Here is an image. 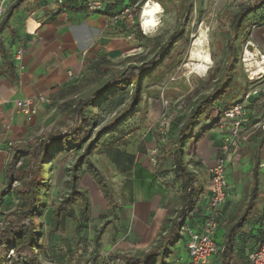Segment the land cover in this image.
I'll return each instance as SVG.
<instances>
[{
	"label": "crops",
	"instance_id": "0c3cea01",
	"mask_svg": "<svg viewBox=\"0 0 264 264\" xmlns=\"http://www.w3.org/2000/svg\"><path fill=\"white\" fill-rule=\"evenodd\" d=\"M14 1L0 0L4 14ZM52 1L27 0L13 12L6 24H0V44L5 50V57L0 54V191L6 184L5 171L14 148L27 145L40 137L48 119L62 103V95L69 93L64 92V89L78 81L85 66L99 56L107 59L124 57L134 48L130 47L126 32L120 31L121 26L110 23L112 15L133 0L105 1L102 10L96 13L86 10L85 0H60V4H52ZM262 23L264 20L258 22L256 27ZM19 49L22 50V57L18 63L13 60V53ZM259 87L262 88L261 93L248 103L252 116L241 130L239 145L241 152L248 144L249 152H245L243 160L248 164V177L252 175L255 164H258V181L260 176L264 179V83ZM38 95H45L49 103H40ZM24 99L32 100L36 109L34 115L26 117L14 106L15 101ZM140 113V110L134 112L137 115ZM142 118H145L143 112ZM210 124L211 121L202 122L194 135L198 136L207 128L206 132L196 139L193 146L185 148L188 167L198 176L207 193L201 200L208 196V170L218 156L223 135L220 127H209ZM122 128L123 133L117 146L111 147L107 141H100L93 146L89 155L90 160L92 154H95L97 162L107 163L116 176L114 192L118 206L114 211L116 220L110 221V224L123 231L120 243L117 242L113 247L109 244L103 247L101 240L98 244L93 238L90 242H84L80 238L83 233L77 234L80 237L73 240H59L54 247L41 240L44 250L39 259L42 264H96L95 257L100 256V253L106 256L104 252L110 250H116L117 254L128 259H142L157 246L164 221L172 218L174 211L179 208V187L173 181L172 162L160 152L161 145L155 140L150 127L138 125L135 135L128 133L125 127ZM232 158L234 156L226 161V171L235 166ZM77 175L79 180L85 176L91 178L84 167ZM76 187L78 189V185ZM232 187L228 183L226 200L221 207L214 234L219 251L228 227L241 217L247 201L243 199L241 202L238 186ZM7 197L3 196L0 201L1 213L6 212L5 216L1 214L3 219L0 215V223L12 212L2 208V202ZM89 202L90 216V199ZM192 216L191 225L198 230L201 215L192 213ZM89 224L90 219L83 231L90 229ZM263 235L264 201L260 210L236 235L233 264H249L247 255L258 247ZM101 247L103 252H100ZM219 253L212 256L207 264H220ZM186 259L185 248L177 243L163 262L181 264ZM161 261L159 258L154 264H161ZM103 262L113 264L115 261L106 257Z\"/></svg>",
	"mask_w": 264,
	"mask_h": 264
},
{
	"label": "trees",
	"instance_id": "16d2710c",
	"mask_svg": "<svg viewBox=\"0 0 264 264\" xmlns=\"http://www.w3.org/2000/svg\"><path fill=\"white\" fill-rule=\"evenodd\" d=\"M25 1L27 0H15L6 10L0 24H6L12 17L13 12ZM180 2L183 5V10L180 13L179 28L164 43H157L156 52L151 58L141 61L137 65H128L122 71L115 72L110 61L105 56L97 57L85 66L84 72L78 78V82H93L105 76L108 72L111 73V76L94 88L87 96L76 100H67L58 105L59 111L72 120L73 126L64 133L52 130L47 135L37 137L27 145L14 148L5 171L6 184L0 191V201L3 196H9L14 193L19 203L17 209L6 216L2 227H0V264L4 262L10 249H14L18 256L17 260L12 261L11 264H42L39 255L44 250V246L41 243L42 233L38 218L43 204V190L47 187L45 172L48 162L58 153L80 152L70 169L67 170L68 179L64 181V186L68 187V193L59 200L51 211L50 230L52 233L58 232L63 218L73 217L72 207L78 203L81 207L76 225L77 234H81L87 227L90 202L85 193L79 191L76 187V183L79 180L77 173L83 167L97 184L105 202L111 209L115 208L114 194L101 171L90 161L89 155L93 146L102 140L104 134L114 131L112 129L114 126H117L115 130L120 128V132L123 131V128L120 127L124 125L121 122L122 118L138 110L137 95L139 94L142 81H147L166 56V53L177 45V41L183 35L182 26L192 18L193 0H180ZM136 3L137 0H133L126 7H131ZM262 9L264 10V0H255L253 4L240 7L236 13L229 16L227 21L230 35L226 38L227 62L220 82L210 93L203 94L192 102L189 105L188 113L181 114L176 120L170 122L167 136L163 140L161 138V140L157 141L161 145L160 152L169 157L172 162L173 181L179 187V208L174 211L172 218L164 221L159 231L157 246L149 250L144 258L134 260L126 258L124 264H154L159 258L162 260L161 264H166L163 262L164 259L171 253V249L177 243H181L185 248V240L180 235V228L185 224L193 228L191 225L192 213L200 214L203 221V211L199 207V203L207 193L200 184L198 176L188 167L189 162L185 159V145L189 137L199 131L197 128L202 122L211 121L209 127L215 126L224 109L239 100L237 99L240 95L238 90L236 93L232 91L234 84H236L234 62L238 54L234 40L237 32L244 26L245 18L249 14ZM256 16L254 15L253 20H250V25L254 24L256 26L258 22L264 20V16L260 18ZM118 26H121V32H126L127 35L136 32L138 39L154 45V39L141 33L137 21L134 23L135 31L133 27L124 24H119ZM248 28L250 27L248 26L245 29L247 34L249 33ZM0 54L5 57V50L1 44ZM75 82L66 87L64 92H73L76 89ZM255 85L256 83L252 84L251 87ZM249 86L250 83L245 86V90L250 89ZM128 89L130 99L127 103H124V96ZM109 98L111 100L103 105V100ZM116 98L115 104H124V115L120 118H115L112 124L97 130L91 137L96 125L95 109L102 106V108H105L111 105L112 102L114 104ZM213 116H215L214 121L211 120ZM206 130L207 128L199 133L196 138H201ZM252 181L253 187L250 199L245 206L243 214L228 227L225 233L223 246L221 251H219L220 264H233L236 235L256 212L258 164H255L252 170ZM102 236L103 230L100 229L94 234V242L98 244Z\"/></svg>",
	"mask_w": 264,
	"mask_h": 264
},
{
	"label": "rangeland",
	"instance_id": "374dc122",
	"mask_svg": "<svg viewBox=\"0 0 264 264\" xmlns=\"http://www.w3.org/2000/svg\"><path fill=\"white\" fill-rule=\"evenodd\" d=\"M143 1L144 0L138 5L140 8L138 10L139 14L143 6ZM149 1L151 3L159 2L160 5V11L155 15L156 25L147 30L142 27L144 30V32H142L139 25V22L141 21L139 14L137 20L138 28L141 33L154 39V45L150 42L146 43L144 40L138 39L137 33L134 32L133 38L128 40L130 47L134 48L124 57L108 59L115 72H120L128 65H137L139 62L151 58L156 52L157 43H164L167 38L179 28L180 13L183 10V5L180 0ZM254 1L255 0H193L192 18L182 26L183 35L177 41V45L166 53V56L159 63L157 69L147 81H142L139 94L137 95L138 110H140L141 113L137 115L133 112L129 115H125L121 120L124 125L120 127H125L128 133L132 132L135 135L137 126L143 124L146 128L150 127L152 135L156 141L161 140L159 131L163 129L165 124L176 120L181 114L188 113L189 105L192 102L198 99L201 95L210 93L220 82L227 62L226 38L230 35L227 20L229 16L236 13L240 7L253 4ZM254 15H257L256 17L258 18L263 17L264 10H258L257 12L249 14L244 20V26H242L237 32L234 40L238 53L234 62V67L236 69L234 73L236 84H234L232 91H235V93L237 90L238 93L244 91L245 86L248 83H250V89L252 88V84L262 81L255 86L259 87L264 83V23L251 29L252 25L249 23L250 20H253ZM256 17H254V19H256ZM128 25L134 27V24L131 25L129 23ZM248 26L250 28H248L249 33L247 34L245 29ZM200 30L205 32V51L208 54L209 59H211V65L207 67L204 74L192 73L189 70L190 65L194 64V61H190L192 59L191 46ZM246 46L247 50L259 56H257V59H259V62H262L263 68L261 69V73L255 68V64L250 63L251 65H248L244 62V51ZM248 66L251 67L248 68ZM110 76L111 73L108 72L105 76L98 78L93 82H75L76 89L71 93L62 95V102L76 100L87 96L94 88L98 87ZM260 89L262 88L260 87ZM124 98V103H127L130 99L129 89L126 91ZM110 100L111 98L103 100V105ZM116 101L117 98L114 100V104L112 102L111 105L106 106L105 108H102V106L95 109L96 125L92 131L91 137H93V134L97 130L102 129L106 125L112 124L115 118H120L124 115V104L117 105V103L115 104ZM257 104L255 103V105ZM142 112L144 113L145 118H142ZM214 119L215 116L211 118L212 121H214ZM72 126V120L61 114L57 108L53 112V115L48 119L40 136H45L52 130L64 133ZM116 127L114 126L112 128L114 130L113 132L106 135L104 134L106 138H103L102 136L101 141H107L109 145H112L111 147L117 146L118 141L122 136L121 133H123L115 130ZM140 132H142V130H140ZM196 137V135L189 137L185 145L186 149L193 146L197 139ZM248 147L247 144V147L244 148L243 151L240 152L238 150L236 157L234 158L235 166L227 171L228 183L234 188H237L238 186L241 196L240 201L243 202V199L247 200L244 209L250 199L253 187L252 175L250 174L248 177L247 174L248 164H246V160H243L245 152H249ZM79 154L80 152L58 153L50 162H48L47 170L45 172L47 187L43 190V204L38 218L40 231L42 233L41 240L48 246L50 245L54 247L55 244H58L59 240H73L80 237L76 232V225L78 223L79 210L81 207L79 203L72 207L74 214L72 218H63L62 224L57 233H52L50 230L52 218L51 211L59 200L68 193V187L64 186V181L68 179L67 170L70 169ZM94 155L95 154H92L93 157H91L92 163L101 171L110 190L113 192L115 208L111 209L107 203L105 204V200L93 179L85 176L83 179L79 180V182L77 181L76 185H78L79 191L89 196L92 210L89 216L90 229L87 232L83 231V235H81L80 238L84 239V242H90L92 241L94 234L102 229L103 236L101 243H103V247L106 244L113 247L119 242L121 236H123V231L110 224V221L116 220L114 211L117 209L118 203L114 191L116 189L117 179L113 174L112 167L107 163L103 164L100 161L97 162ZM258 182L257 211L260 210L262 202L264 201V179L262 176L259 177ZM18 203L19 201L15 194L11 193L10 196L3 200L2 208L4 211L11 210L14 212L17 209ZM3 213H1L0 210V215L3 214V216H5L6 212ZM3 216L2 219L4 218ZM2 224L3 222L0 223V227H2ZM100 250V252H103L102 247ZM104 253L106 256L100 253V256L95 257L94 261L96 264H106L103 262L106 257H111L115 261L113 264H123L122 262L126 259V257H121V255L117 254L116 250H110V252ZM84 259H86V257Z\"/></svg>",
	"mask_w": 264,
	"mask_h": 264
},
{
	"label": "built area",
	"instance_id": "2783aa9c",
	"mask_svg": "<svg viewBox=\"0 0 264 264\" xmlns=\"http://www.w3.org/2000/svg\"><path fill=\"white\" fill-rule=\"evenodd\" d=\"M108 0H85L86 10L89 13L100 12L103 8V3ZM149 0L143 1V7ZM142 0L131 6L119 10L110 18V23L113 25L129 23L133 25L137 21L139 14L138 7ZM60 0H53L52 4H60ZM141 12L139 14L141 19ZM4 14V10L0 8V20ZM142 32L141 21L139 22ZM256 26L253 24L251 29ZM153 28V27H151ZM135 27H133V30ZM133 38V33L126 35V39ZM247 46L244 52H246ZM22 57V50L19 49L13 53V60L20 62ZM22 67H20V70ZM253 88V89H252ZM242 91L239 95V100L224 109L217 120V126L223 130L222 143L219 148L218 156L214 164L208 170V196L199 203V207L203 211V221L198 230L193 229L190 225L185 224L180 228V235L185 240V250L187 252V259L181 264H207L209 259L219 252V247L214 241V234L218 226L221 207L226 200L228 191L227 168L226 161L230 156L236 157L239 150L241 130L243 126L249 121L252 116L251 110L248 108L249 101L261 93L260 87H252ZM40 103L48 104L49 100L45 95H38ZM16 109L26 117L32 116L36 113V109L31 99L17 100L14 102ZM1 109V107H0ZM169 125L165 124L163 129L159 131L161 138L167 136ZM262 128H264L262 126ZM234 158L232 163H234ZM18 256L14 249H10L2 264H11L12 261L17 260ZM249 264H264V235L259 242L258 247L250 251L247 255Z\"/></svg>",
	"mask_w": 264,
	"mask_h": 264
},
{
	"label": "bare ground",
	"instance_id": "6f19581e",
	"mask_svg": "<svg viewBox=\"0 0 264 264\" xmlns=\"http://www.w3.org/2000/svg\"><path fill=\"white\" fill-rule=\"evenodd\" d=\"M159 11H160L159 4L151 3L150 1L147 2V4L143 7L142 18H141L142 27L144 29L147 30L156 25L155 15ZM205 36H206L205 32L203 30H200L199 34L195 37L196 39L194 40L193 45L191 46L192 59L190 61H194V64L190 65L189 70L192 73L204 74L206 72L207 67L211 65V59H209L208 54L205 51L206 48ZM257 56H258L257 54H254L253 52L246 50L244 54L245 57L244 62H246L248 65H251L250 63L255 64L254 65L255 68L259 70V73H261L262 72L261 69H263L262 62H259V59H257L259 56L258 57ZM249 67L251 66H248V68Z\"/></svg>",
	"mask_w": 264,
	"mask_h": 264
}]
</instances>
